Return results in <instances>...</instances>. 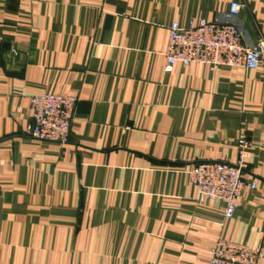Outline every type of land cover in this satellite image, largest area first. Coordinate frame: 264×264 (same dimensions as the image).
Instances as JSON below:
<instances>
[{
  "label": "crops",
  "instance_id": "0c3cea01",
  "mask_svg": "<svg viewBox=\"0 0 264 264\" xmlns=\"http://www.w3.org/2000/svg\"><path fill=\"white\" fill-rule=\"evenodd\" d=\"M230 1L0 0V264H210L218 238L264 241V66L163 54L173 20L264 37V0ZM45 92L79 98L65 143L26 133ZM241 134L257 185L228 218L187 171L234 162Z\"/></svg>",
  "mask_w": 264,
  "mask_h": 264
},
{
  "label": "built area",
  "instance_id": "2783aa9c",
  "mask_svg": "<svg viewBox=\"0 0 264 264\" xmlns=\"http://www.w3.org/2000/svg\"><path fill=\"white\" fill-rule=\"evenodd\" d=\"M244 4L232 0L228 13L238 15ZM11 51L16 54L14 48ZM167 68L175 64L188 66L204 63L211 69L220 66L256 69L264 66V37L258 36L252 45L243 42L242 33L234 23L189 19L185 25L173 20L168 26V39L164 50ZM78 96L66 93L32 95L31 116L27 135L38 141L65 143L70 129ZM256 142L241 134L235 141L236 159L232 163L201 161L187 171L188 181L196 188L199 202L219 200L224 204V216L232 217L239 206L245 189H254L255 180H247L246 157ZM264 145V139L257 141ZM210 264H260L264 258V241L252 246L218 238L210 249Z\"/></svg>",
  "mask_w": 264,
  "mask_h": 264
}]
</instances>
